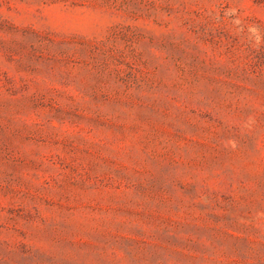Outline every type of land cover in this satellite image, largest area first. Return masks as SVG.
<instances>
[{
    "label": "rangeland",
    "instance_id": "1",
    "mask_svg": "<svg viewBox=\"0 0 264 264\" xmlns=\"http://www.w3.org/2000/svg\"><path fill=\"white\" fill-rule=\"evenodd\" d=\"M0 264H264V0H0Z\"/></svg>",
    "mask_w": 264,
    "mask_h": 264
}]
</instances>
